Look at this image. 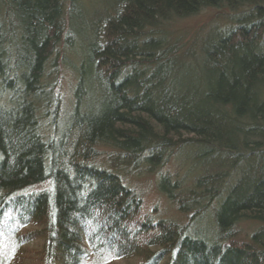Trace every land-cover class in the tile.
<instances>
[{
    "label": "trees",
    "instance_id": "obj_1",
    "mask_svg": "<svg viewBox=\"0 0 264 264\" xmlns=\"http://www.w3.org/2000/svg\"><path fill=\"white\" fill-rule=\"evenodd\" d=\"M64 5L0 0V264H264V0H113L56 140L39 112L55 99L44 78L66 41ZM223 6L240 16L200 53L156 35ZM100 146L149 171L177 153L214 169L187 186L162 175L159 188L184 214L219 202V240L150 217L118 174L90 163ZM242 221L260 224L250 243L234 237ZM37 238L45 243L25 258Z\"/></svg>",
    "mask_w": 264,
    "mask_h": 264
},
{
    "label": "rangeland",
    "instance_id": "obj_2",
    "mask_svg": "<svg viewBox=\"0 0 264 264\" xmlns=\"http://www.w3.org/2000/svg\"><path fill=\"white\" fill-rule=\"evenodd\" d=\"M112 2L113 0H65L66 41L61 42L56 53L51 56L44 78V84L49 90H53L55 99L52 97L51 103L41 107L39 112L41 125L47 137L57 140L58 131L68 127L67 121L71 119L75 105V87L79 82L78 67L83 60V50L96 39L97 20L112 15V8L109 7ZM76 13L78 16L74 17ZM239 16L237 10L227 6L203 8L190 17L166 23L164 33H156V35L166 36L167 42L176 41L184 47L192 46L200 53L202 45L209 37H217L224 33ZM87 104L94 108L97 106V101L92 100ZM83 109L89 110L85 105ZM98 148V156L90 163L118 174L126 186L142 196L144 211L150 217L154 220H173L187 225L190 234L208 242L219 240L220 232L215 217L219 202L216 201L202 212L190 211L184 214L159 188L162 175H170L174 180L185 178L187 182L185 186H187L191 185L193 177L214 173V169L203 168L202 171L197 166L185 162L177 153L168 161L161 163L155 171H149V167L140 161L133 165L127 164L118 156L117 151L103 146ZM46 188L48 189L49 185H41L34 189L36 191ZM259 228L258 222L242 221L236 225L234 237L236 241L250 243L252 235ZM26 229L34 230L37 234L40 227L30 225ZM44 243V238L31 240L25 247L27 249L25 258L31 259L32 250L40 249ZM26 263L32 262L27 259ZM113 264H139V262L117 260Z\"/></svg>",
    "mask_w": 264,
    "mask_h": 264
},
{
    "label": "bare ground",
    "instance_id": "obj_3",
    "mask_svg": "<svg viewBox=\"0 0 264 264\" xmlns=\"http://www.w3.org/2000/svg\"><path fill=\"white\" fill-rule=\"evenodd\" d=\"M99 20H101V21H107V18L103 17V18H101ZM99 20H97V22H99ZM96 30H97V28H96Z\"/></svg>",
    "mask_w": 264,
    "mask_h": 264
}]
</instances>
